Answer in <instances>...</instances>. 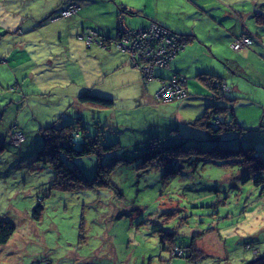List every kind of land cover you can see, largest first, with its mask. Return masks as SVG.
<instances>
[{
  "label": "rangeland",
  "instance_id": "obj_1",
  "mask_svg": "<svg viewBox=\"0 0 264 264\" xmlns=\"http://www.w3.org/2000/svg\"><path fill=\"white\" fill-rule=\"evenodd\" d=\"M70 1L0 0L20 8L0 10L1 21L9 18L0 27V48L10 49L9 59L0 62V219L15 226L0 244V264H241L252 253L253 259L264 254V182H254L264 178V170L236 168L226 161L238 156L228 153L207 160L223 152L217 146H254L264 159V26L253 18L255 11H264V0H74L83 7L74 17L78 25L70 16L75 9L59 12ZM54 4L61 5L53 10ZM121 5L138 13L117 16ZM19 13L25 21L15 25L12 15ZM44 13L50 14L40 18ZM117 17L124 39L130 36L127 25L147 24V29L155 27L154 37L165 32L161 25L189 36L176 57L184 56L181 73L188 90L199 94L185 95L182 85L171 80L167 87L173 92L163 83L152 98L142 93L136 100L139 87L130 71L145 83L159 55L142 52L135 60L132 46H123L126 57L110 56L100 46L97 52L86 48V39L93 37L86 29L113 30ZM5 27L14 30L7 34ZM241 32L257 36L234 50L231 43ZM173 39L166 47V54L171 51L167 60L181 42ZM116 59L120 62L110 63ZM130 59L143 67L132 66ZM165 64H159L161 70ZM197 73L221 77L229 90L210 87ZM196 82L201 89L196 90ZM86 91L119 98L113 107H81L85 133L111 146L68 162L76 160L88 179L97 176L99 163L108 164L105 178L111 186L60 190L52 187L53 168L40 164L35 153L44 143L43 127L80 116L70 96ZM167 92L176 99L167 98ZM208 98L215 103H207ZM180 100L175 115L172 108L160 107ZM207 104L233 112L241 129L211 138V131L193 122ZM19 130L26 131V140L18 147ZM81 142L77 138L74 145L79 148ZM153 142L159 145L150 146ZM37 204L43 208L40 221L31 215ZM156 228L168 234L166 246L189 243L193 236L196 246L190 251L194 247L203 255L190 260L179 257L178 249L177 254L163 250Z\"/></svg>",
  "mask_w": 264,
  "mask_h": 264
},
{
  "label": "trees",
  "instance_id": "obj_2",
  "mask_svg": "<svg viewBox=\"0 0 264 264\" xmlns=\"http://www.w3.org/2000/svg\"><path fill=\"white\" fill-rule=\"evenodd\" d=\"M68 5L72 6L75 9L74 13L72 14L70 13L71 17L74 15H77V13H79L82 10V7L80 6V4L78 2H75L74 0L68 2V4L64 7L67 8ZM64 7L59 12H62L63 10H65ZM119 12H122V13L129 12L131 14L138 13L137 10L127 9L125 6L123 7L122 5L119 7L117 16H119ZM49 18L53 20L54 16H50ZM122 18L124 19V22H125V16L123 14H122ZM253 18L257 25L264 26V11H255L253 13ZM148 25L150 24H147L145 26H139L137 28H130V26L127 25V28L131 32V34H134L137 32L138 29H147ZM161 26L162 28L169 31L173 37L177 36L178 39H181V42L177 46L178 48L176 50V53L170 59L165 60L166 61V64L164 65V69H165V68L170 67L169 65L170 62L176 57V54H178L184 48L187 41L191 39L187 35L176 34L169 27H166L163 25ZM119 27H120V21H117L116 26L114 27L113 30L103 29V31L101 32V29L92 30V27L86 29V31L90 30L87 32V34L93 35L92 38H89V41L88 39H86L87 44L89 46L96 45V46L104 47L108 50L111 48H116L117 50L120 51L119 48H121L122 46L121 41L123 38L122 37L123 33H121V29ZM81 35H80V38H83V36ZM241 35H249V36H252L253 38L257 36L255 34L241 32L240 34L237 35L239 37L238 38L235 37V38L239 39ZM28 40L29 39H27V41ZM121 52L124 53L122 50ZM3 61H5V59ZM130 64H132V66L138 65V63L131 61V59H130ZM162 68L163 67L159 66L158 64L152 65L150 79L144 80V82L148 83L155 77L158 80H161V85L163 83L164 85H168L170 84L171 80L175 79L177 80V82L179 81L178 83L180 85H182V89H183L182 91L185 95H187L189 91L192 94L194 93L191 90H188L187 78L181 73L183 71L172 70V73L168 77H163L160 75L162 74V70H161ZM197 76H198L197 77L198 79L205 78L203 79V81H205L210 87L219 89L221 92L225 91V90H221L222 84H225L226 86H228L226 82L223 79H221V77H218V76H216V78H214L212 75H209V74L207 76H201V74L199 73H197ZM195 85H197L196 87H198L197 82L195 83ZM197 89L199 90L201 88L198 87ZM194 94L198 95L199 93H194ZM169 98L171 99L173 98V101H174L175 95H172ZM21 99H24V96H22ZM78 99L82 103L96 106V107H108V106L113 107L116 103L115 102L116 99L114 98L113 95L101 96V95L91 93L89 91L79 94ZM206 102L207 103L209 102V104L215 103L213 102L211 98L206 99ZM209 104H207L203 114L197 117L193 122L199 127L205 130L211 131L210 132L211 138L218 137V133L224 130L241 129V126L236 121L233 112L230 113L226 107H216L215 105H209ZM95 111H102V110H95ZM227 111L229 114L225 116ZM81 121H82V118L77 116L74 119V121H64V122L59 123V122H55L54 120L53 122L55 123H53L51 126L47 125L48 127L47 126H45L46 128L43 127V130H44L43 142L44 143L42 144L41 149H39L35 153L36 155L35 159L40 164L50 165L53 168L54 178L52 180V187L54 188H57L60 190L73 191L77 189H81V190L89 189V188L97 189V188L108 186L109 181L105 178V176L109 169L104 168L108 164L99 163L96 166L97 176L94 177L93 179H88L83 175L81 170L77 167L76 160L74 161L72 160L68 162L69 159L75 156L87 155L91 153H99V150L105 149L111 146V145L103 144L100 141V139H98L97 135H94L92 137L88 136V134L85 133L86 127L81 123ZM214 124L217 125V127H213ZM5 128L3 129V134H4L3 138L9 137L8 134H5V131H6ZM12 130L14 131V129ZM29 132L30 131H28L27 129V135L29 134ZM19 133L22 134V139L19 144L17 143L16 146L18 147L21 146V144L26 140V135H25L26 131L23 132L22 130H19ZM77 138H82L81 146L79 148H77L74 145L75 139ZM153 143L154 144L153 145L150 144V146H155L156 144L159 145V143H156V142H153ZM168 145H171V144H165V145L163 144V146L160 145V147L164 148V146H168ZM195 147H202V145L197 144ZM214 147L215 146H211L209 147V149H212ZM217 148L222 149L223 152L219 153L216 156H212L211 158L209 157L207 158V160L212 161L213 159L218 158L220 156H224L225 154L226 155L224 156V158H227L229 154V157L238 156L236 160L231 159L230 162L226 161V163L228 162L232 164L233 166H235L236 168H239V169L244 168L246 172H250V173H255V172H259L260 170H264V159L261 158L260 155L256 154L255 152L256 148L254 146L241 147V148H230L227 146H217ZM254 182L256 183L264 182V178L259 176L255 178ZM110 186H111V183L109 184L108 187ZM120 196H122V194H120ZM42 209H43L42 206L40 204H37L31 212L32 217L40 221ZM14 231H15V226L10 220L0 219V244H5L9 240V238L11 237ZM156 231L161 232L159 233V237H160L159 240H160V247L163 250L164 249L170 250L172 251L173 254H175L178 249L180 251V253L178 254L179 257H186L190 260L196 259L198 256L203 255L202 253L198 254L196 251V248L194 247H193L194 253L190 251V248H192V245H195L194 244L195 239L193 238V236H192L191 242L189 243H182L181 245L180 244L178 245L176 242H171L170 245L166 246L164 244V236L168 234L163 233V229L156 228ZM170 246L171 248L173 247V249H171ZM253 258H255V254L252 253L251 257L243 261L241 264H264V254H260L258 258L256 259H253ZM169 263L172 264L171 262Z\"/></svg>",
  "mask_w": 264,
  "mask_h": 264
},
{
  "label": "crops",
  "instance_id": "obj_3",
  "mask_svg": "<svg viewBox=\"0 0 264 264\" xmlns=\"http://www.w3.org/2000/svg\"><path fill=\"white\" fill-rule=\"evenodd\" d=\"M5 2V1H4ZM48 4H46V6H47ZM61 4H54V9L53 10H56L57 8H59V6H60ZM64 7V6H63ZM62 7V8H63ZM2 8H4V9H6L7 10V13H10V11L11 10H14V11H18L17 10V8H19V4H0V10H2ZM56 8V9H55ZM83 8V7H82ZM20 9V8H19ZM5 10V11H6ZM4 12V11H3ZM52 12H54V11H51V13ZM24 13H29V11H24ZM31 14V13H30ZM46 14V15H45ZM48 14L47 13H44L40 18H46V16H47ZM13 16V19L14 20H16L17 22L15 23V25H17V24H23V22L25 21V17H24V15H21L20 13L19 14H17V15H12ZM73 18H72V21H73V23L75 24V23H77L76 25H78V23H79V19L78 18H74V17H77L76 15H74V16H72ZM7 17H5V18H3L2 19V21L0 20V27L1 28H3L2 26L5 24L6 25V23L7 22H9L8 20H9V18L7 19ZM118 21V17H117V19H116V22ZM47 22V21H46ZM45 22V23H46ZM80 24H82L81 25V28L84 26L83 25V23H85L84 21H81V19H80ZM40 25V24H39ZM115 26H116V23L114 24ZM74 27H75V25H74ZM6 28V27H5ZM21 27H18V30L20 29ZM83 30L85 29L84 27L82 28ZM105 30H107V28H104ZM14 30V29H13ZM13 30H11V31H9V29H5V33H7V34H10V32H12ZM0 33H1V31H0ZM22 33H24V31L22 32ZM0 36H1V34H0ZM20 36H22V35H20ZM27 37L29 38L30 36L29 35H27ZM15 42H20V44L22 45V46H25V42L23 41V40H19V39H17V40H15ZM81 45V44H80ZM0 46H1V44H0ZM186 46L187 45H185L184 46V48L182 49V50H184L185 48H186ZM82 47H83V45H81L80 46V48H81V50H82ZM85 47V46H84ZM89 51L90 50H93V51H96L97 52V50H99L100 48H99V46H96V45H91V46H89V47H86ZM181 50V51H182ZM109 51V53H110V56H115L116 54H118V53H122V52H120L119 50H117L116 48H111V49H109L108 50ZM180 51V52H181ZM10 52V49H6V48H0V62L1 61H3L4 59L6 60V59H9V57H8V53ZM123 55H121V57H126V55L127 54H124V53H122ZM184 58V56L181 54H179L177 57H175L171 62H170V67L169 68H165V69H163L162 70V74H160L161 76H163V77H168L171 73H172V70H178V71H182V69L180 68V62H181V59H183ZM116 62H120V59H116V60H111L110 61V63H116ZM125 71H127V72H125ZM124 71V73L125 74H127L129 71L128 70H125ZM136 71L135 70H133V71H130V73H131V75H133L134 76V80H135V82L137 83V85H138V87H139V91H138V93L136 94V95H134V96H136L135 97V99L136 100H138L139 99V97L140 96H142V93H143V95H149V97H153V95L155 94V92L157 91V89L161 86V80H158L157 78H155L154 77V79H152L151 81H149L148 83H143V82H141L140 83V81L139 82H137V79H138V75L135 73ZM159 76V75H158ZM139 83V84H138ZM151 83H152V87L151 88H148V85H151ZM198 84V83H197ZM196 88H198V87H196ZM196 90H198V89H196ZM148 92V93H147ZM78 96H79V94H71V96H70V100H71V104L72 105H74V107H75V113L76 114H80V116L79 117H81V118H83L82 117V115H81V113H82V110L83 109H81V107L83 106V105H85V103H82V102H80L79 101V99H78ZM133 96V97H134ZM115 99H119L118 97H114ZM160 103V102H159ZM181 104H182V101L180 100V101H176V102H173V103H164L163 105H161L160 106V104H159V106L160 107H162V108H164V110H165V108H167V107H170V108H172V112H173V114L175 115L176 113H179L178 112V110H179V107L181 106ZM86 105H88V104H86ZM87 108H89V107H87ZM80 112V113H79ZM53 122V121H52ZM6 130H7V128H6ZM2 136V135H1Z\"/></svg>",
  "mask_w": 264,
  "mask_h": 264
},
{
  "label": "built area",
  "instance_id": "obj_4",
  "mask_svg": "<svg viewBox=\"0 0 264 264\" xmlns=\"http://www.w3.org/2000/svg\"><path fill=\"white\" fill-rule=\"evenodd\" d=\"M70 10H71V12H70ZM72 10H74V8L72 6H70L66 10H63L62 12H63V14H69V13H72ZM163 30L165 31L164 33H167V35H165L166 38H164V33H159V32H157L158 33L157 37L156 36L154 37V34L156 31H155V27L153 29V26L149 29H138L137 32L134 34H131V32H130V36H128L127 39L122 38V41H121L122 46L120 49L123 51V49H122L123 46L129 47V48L132 46V50L135 52L129 51L132 53V55L130 57H133V59H135V60H139V57L142 55V52H144L148 55L157 54L159 56L157 57L156 61H157V63L162 64L163 61L167 60L168 54H169V52H171V51H167V54H166V47H167L168 43H170L171 41H174V39H173L174 37L171 35V33L169 31H167L166 29H163ZM160 35H161V40H160V38H158V36H160ZM162 50L165 51V53H164V54H166L165 56L160 55V52H162ZM176 50L177 49H175L173 51H176ZM157 63H154V62L151 63V66L149 68L152 69V65L157 64ZM138 67H143V66H138ZM173 81L176 82L177 80L173 79ZM164 86H165V88L167 87V85H164ZM167 88L168 89H166V90H170V92L174 91V89L170 88V86H168ZM167 94H169V92H167ZM172 94H174V93H172ZM172 94H169L167 96V98L172 96Z\"/></svg>",
  "mask_w": 264,
  "mask_h": 264
},
{
  "label": "bare ground",
  "instance_id": "obj_5",
  "mask_svg": "<svg viewBox=\"0 0 264 264\" xmlns=\"http://www.w3.org/2000/svg\"><path fill=\"white\" fill-rule=\"evenodd\" d=\"M239 37V36H238ZM237 37V38H238ZM237 38H234L233 42L231 43V47L234 49V50H238L240 49V47L242 46H245L247 44H250L253 40V37L252 36H249V35H241V37L239 39ZM248 40H251L250 42H248ZM222 88L225 87L226 89H222V90H229L228 86H226L225 84H222L221 86Z\"/></svg>",
  "mask_w": 264,
  "mask_h": 264
}]
</instances>
